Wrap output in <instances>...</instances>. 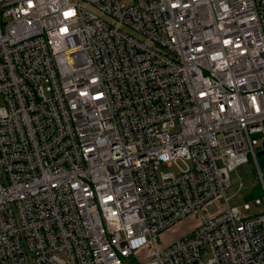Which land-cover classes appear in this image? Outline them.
I'll use <instances>...</instances> for the list:
<instances>
[{"label":"built area","instance_id":"2783aa9c","mask_svg":"<svg viewBox=\"0 0 264 264\" xmlns=\"http://www.w3.org/2000/svg\"><path fill=\"white\" fill-rule=\"evenodd\" d=\"M0 98V264H264V0H0Z\"/></svg>","mask_w":264,"mask_h":264},{"label":"rangeland","instance_id":"374dc122","mask_svg":"<svg viewBox=\"0 0 264 264\" xmlns=\"http://www.w3.org/2000/svg\"><path fill=\"white\" fill-rule=\"evenodd\" d=\"M0 103L2 100L0 98ZM258 153L257 161L250 156L249 162L237 167L233 172H231V182L232 185L227 191V196L230 198V203L232 205L238 206L241 211L248 215L264 213V204L257 205L255 203V197L263 198L262 186L260 172L264 175V154L259 155L260 152H264L263 141H260L258 147H256ZM181 166H185L181 163ZM161 171H178V167L174 166L168 168L167 166H162ZM260 170V171H259ZM248 202L250 205L249 210H244V203ZM215 209L212 208V211ZM196 221L192 219H187L183 222L180 227H175L168 232H166L159 241L162 244H168L178 237L175 236L176 231L187 230L188 226L193 225ZM181 231V232H182ZM187 232V231H186ZM185 232V233H186ZM175 236V237H174Z\"/></svg>","mask_w":264,"mask_h":264},{"label":"crops","instance_id":"0c3cea01","mask_svg":"<svg viewBox=\"0 0 264 264\" xmlns=\"http://www.w3.org/2000/svg\"><path fill=\"white\" fill-rule=\"evenodd\" d=\"M181 225H183V222H182L180 225H178L177 227H180ZM181 227H182V226H181ZM181 227H180V228H181ZM189 228H190V227L188 226V228H187L186 231H188ZM181 231H182V230H181ZM181 231H179V230L176 231L175 236H176V237L181 236V235H183V234L186 232V231L184 232V230H183L182 232H181ZM175 236H174V237H175Z\"/></svg>","mask_w":264,"mask_h":264},{"label":"water","instance_id":"95a60500","mask_svg":"<svg viewBox=\"0 0 264 264\" xmlns=\"http://www.w3.org/2000/svg\"><path fill=\"white\" fill-rule=\"evenodd\" d=\"M263 154H264V152H260V153H259V155H263Z\"/></svg>","mask_w":264,"mask_h":264}]
</instances>
